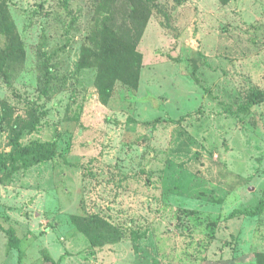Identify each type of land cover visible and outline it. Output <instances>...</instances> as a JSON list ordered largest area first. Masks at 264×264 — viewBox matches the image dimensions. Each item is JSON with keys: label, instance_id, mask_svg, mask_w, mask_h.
I'll return each instance as SVG.
<instances>
[{"label": "rangeland", "instance_id": "rangeland-1", "mask_svg": "<svg viewBox=\"0 0 264 264\" xmlns=\"http://www.w3.org/2000/svg\"><path fill=\"white\" fill-rule=\"evenodd\" d=\"M3 1L25 55L0 77V152L4 104L10 122L35 106L22 142L56 149L0 175V264H20L8 227L25 264H254L264 208L242 212L264 199V98L250 100L264 93V0H157L138 88L105 102L95 70L75 71L89 0Z\"/></svg>", "mask_w": 264, "mask_h": 264}, {"label": "trees", "instance_id": "trees-1", "mask_svg": "<svg viewBox=\"0 0 264 264\" xmlns=\"http://www.w3.org/2000/svg\"><path fill=\"white\" fill-rule=\"evenodd\" d=\"M227 3L230 0H220ZM68 6L70 0H63ZM94 10L96 22L86 36V43L82 46L80 57L76 63V72L83 69H94V85L100 98L107 101L117 83L130 89H137L140 83L143 65V54L138 50L144 29L151 11L161 10L157 0H89ZM0 36L4 45L0 47V77L10 83L17 65L24 59L25 47L17 26L12 19L5 1L0 2ZM250 100L257 101V97L264 98V93L254 92ZM37 108L30 106L26 111V118L18 117L9 121L12 110L4 104V120L10 125V145L8 152H0V175L9 168H16L29 161L40 163L55 156L56 142L54 140L23 143L25 133L39 124L36 114ZM264 198V196H263ZM264 208V199L254 210H247L245 214L255 215ZM239 210L230 213L233 217ZM7 237L9 249L18 251V261L25 264L23 240L16 233L14 227L3 229ZM136 241L138 234L132 233ZM44 262H49L51 256L46 249H41ZM254 264H264V253L255 255Z\"/></svg>", "mask_w": 264, "mask_h": 264}]
</instances>
